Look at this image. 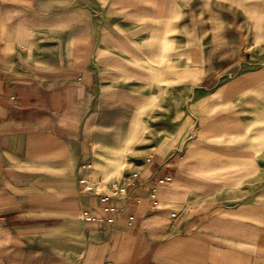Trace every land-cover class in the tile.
<instances>
[{"label": "crops", "instance_id": "0c3cea01", "mask_svg": "<svg viewBox=\"0 0 264 264\" xmlns=\"http://www.w3.org/2000/svg\"><path fill=\"white\" fill-rule=\"evenodd\" d=\"M200 1L264 26V0ZM194 3L0 0V264H264V207L211 201L214 189L178 198L185 177L171 156L148 159L126 195L108 199L112 223L82 218L107 215L79 181L97 160L93 142L124 147L128 100L145 97L125 84L150 83L163 60L192 51L178 48V29L193 22ZM208 15L218 56L201 66L216 69L236 23Z\"/></svg>", "mask_w": 264, "mask_h": 264}, {"label": "rangeland", "instance_id": "374dc122", "mask_svg": "<svg viewBox=\"0 0 264 264\" xmlns=\"http://www.w3.org/2000/svg\"><path fill=\"white\" fill-rule=\"evenodd\" d=\"M196 2L189 6L195 10L193 22L178 29V48L186 45L192 51L178 52L176 63L163 60L148 73L150 83L125 84L131 93L145 97L136 99L135 94L128 100L131 124L124 147L100 149L101 142L95 140L92 152L97 160L83 177L107 192L113 185H126L155 155L171 156L174 169L178 165L176 170L185 177L176 181L178 198L185 199L189 189H214L211 201L234 208L264 207V26L253 28V17L230 6ZM202 7L209 11L202 12ZM208 14L236 23V28L226 27L225 61L216 69L201 66L203 60L218 56L208 51L217 43L203 29L202 18L210 26ZM182 15L179 21H185ZM207 72L211 74L203 80Z\"/></svg>", "mask_w": 264, "mask_h": 264}, {"label": "built area", "instance_id": "2783aa9c", "mask_svg": "<svg viewBox=\"0 0 264 264\" xmlns=\"http://www.w3.org/2000/svg\"><path fill=\"white\" fill-rule=\"evenodd\" d=\"M82 184V190L90 193H94L99 197L101 203H103L102 210L107 215L102 217L98 215H91L88 211H84L82 213V218L85 220H94V219H104L109 223H112L114 220V214L116 212V208L110 204H107L108 199L115 197H124L127 192V188L125 185H113V187L109 191H98L95 189L94 185L88 183L85 177L79 179Z\"/></svg>", "mask_w": 264, "mask_h": 264}]
</instances>
